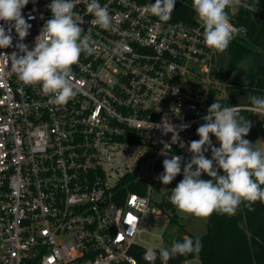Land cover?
Returning <instances> with one entry per match:
<instances>
[{"label":"built area","instance_id":"2783aa9c","mask_svg":"<svg viewBox=\"0 0 264 264\" xmlns=\"http://www.w3.org/2000/svg\"><path fill=\"white\" fill-rule=\"evenodd\" d=\"M88 2L77 0L74 11L96 51L73 65L79 91L66 105L50 103L39 85L25 86L0 58V264H143L136 253L143 249V258L147 249L140 238L147 218L161 212L151 192L161 184L163 160L179 155L183 168L210 105H247L237 89L252 95L220 74L219 53L203 43L192 0H175L167 22L151 15L155 0H98L109 9V30L91 23ZM50 3L29 0L22 10L32 25L23 41L30 50L51 19ZM245 4L228 10L237 35L246 33L237 24ZM11 35L0 54L19 52L14 29ZM121 41L129 50L113 54ZM241 107L264 137V114ZM164 121L178 131L176 143L163 134ZM205 156L211 159L210 149ZM127 177L143 182L146 194L130 191ZM161 245L153 248L159 264Z\"/></svg>","mask_w":264,"mask_h":264},{"label":"clouds","instance_id":"9594fccd","mask_svg":"<svg viewBox=\"0 0 264 264\" xmlns=\"http://www.w3.org/2000/svg\"><path fill=\"white\" fill-rule=\"evenodd\" d=\"M35 0H33V3ZM29 0H0V49H7L13 44L12 30L19 38L16 48L10 55L0 54L6 60L25 86L39 85L49 102L64 106L73 99L79 89L72 73L73 65L79 62L81 54L92 55L96 51L91 30L85 34L82 27L84 18L74 9L77 0H51L48 19L35 39L31 50L23 43L29 35L30 23L22 15V10ZM241 6V0H192V8L203 28V43L210 50L224 53L240 29L230 22L229 9ZM254 11L251 5H243ZM175 8V0H155L149 5L151 15L160 22H167ZM86 11L94 19L91 23L105 30L112 27L109 9L101 6L98 0H89ZM35 17L29 15L28 20ZM7 25V27H6ZM126 42L121 41L113 54L122 55L128 51ZM257 114H264V96L250 95L247 105L222 106L215 101L207 109L205 123L197 128L198 140L188 146L190 161L184 163L183 157L174 155L163 160V173L157 179L164 185L170 184L178 175L183 179L171 190L169 200L179 213L208 218L212 214L233 216L241 204L249 211L256 202L264 204V149L256 148L244 139L251 129V122L241 115L242 107ZM161 128V125H155ZM188 125H181L185 130ZM163 134L172 133L171 141L176 143L179 133L175 126L164 121ZM210 134L219 142L213 146ZM168 146V145H166ZM184 147L182 143L180 145ZM211 150V159L205 153ZM167 155V152H162ZM206 175L209 179L202 178ZM137 229L130 228L128 234ZM203 245L199 238L193 240L184 237L183 241H173L170 247L159 248L162 264L175 256L199 254ZM143 259L154 264L157 251L152 247L145 250ZM133 264H138L132 258Z\"/></svg>","mask_w":264,"mask_h":264},{"label":"trees","instance_id":"16d2710c","mask_svg":"<svg viewBox=\"0 0 264 264\" xmlns=\"http://www.w3.org/2000/svg\"><path fill=\"white\" fill-rule=\"evenodd\" d=\"M242 1L251 5L254 11L245 8L239 9L237 24L245 26L246 33L245 35H236L230 42L223 57L224 66L226 71H233L247 55L253 54L254 66L249 73L250 79L243 78L242 82L249 87L252 95L264 96V76L260 77L264 70V55L258 56V50L264 49V0ZM240 114L251 122L250 132L244 139L253 144V140L261 135L262 131L256 122L251 121V114L244 112ZM202 178L209 179L206 175H203ZM127 179L130 191L140 195L146 194L143 182H135L132 177H127ZM182 179L181 172L170 184L175 187ZM252 207L254 211H249L245 204H241L233 216L212 214L207 218L205 232L201 235L179 234L173 241L182 242L184 237H190L193 240L199 238L203 248L199 254L173 257L169 262L176 264L183 259L195 257L199 264H264V204L256 202ZM158 208L165 214L169 224L178 223L179 218L168 197L162 198ZM173 241L166 247H170ZM163 244L164 242L161 246ZM142 253L143 249L136 253L138 261L148 264V262H143ZM154 264L159 263L156 261Z\"/></svg>","mask_w":264,"mask_h":264},{"label":"rangeland","instance_id":"374dc122","mask_svg":"<svg viewBox=\"0 0 264 264\" xmlns=\"http://www.w3.org/2000/svg\"><path fill=\"white\" fill-rule=\"evenodd\" d=\"M262 55H264V49L258 50V56ZM253 66L254 56L253 54H249L243 59L236 70L244 79L249 80V73ZM258 118L259 116L256 115L255 119ZM253 145H255L256 148L264 149V137L259 135L253 140ZM172 188H174V186L171 184L164 185L162 183L159 184L158 187L153 188L151 197L157 207L163 197L169 198ZM174 209L179 218L177 224H169L165 214L162 213L160 209V214L147 218V224L140 235L144 247H158L161 245V241L164 242L163 246L166 247L181 233H185L186 235H201L205 232L207 218H197L195 216L179 213L175 207ZM165 223L167 224L166 227H164ZM191 264H199V262L195 259L191 261Z\"/></svg>","mask_w":264,"mask_h":264},{"label":"flooded vegetation","instance_id":"af4514ba","mask_svg":"<svg viewBox=\"0 0 264 264\" xmlns=\"http://www.w3.org/2000/svg\"><path fill=\"white\" fill-rule=\"evenodd\" d=\"M224 53H219L217 66L219 68L220 74L224 75L226 78H232L233 80L243 81V77L237 72V68L233 71H226V67L224 66ZM244 85V84H243Z\"/></svg>","mask_w":264,"mask_h":264},{"label":"water","instance_id":"95a60500","mask_svg":"<svg viewBox=\"0 0 264 264\" xmlns=\"http://www.w3.org/2000/svg\"><path fill=\"white\" fill-rule=\"evenodd\" d=\"M223 76V75H222ZM264 76V70L262 71V73L260 74V77ZM229 83L231 84H235V85H238V86H242L244 83L242 81H239V80H233L232 78H228L227 79ZM237 92H242V93H246L247 94V98H246V101H248V97H249V93H247L246 91H244L243 89H237ZM245 102V101H243ZM176 258L178 257H181V256H175Z\"/></svg>","mask_w":264,"mask_h":264}]
</instances>
